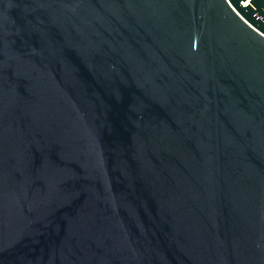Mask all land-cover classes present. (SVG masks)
<instances>
[{"label":"water","instance_id":"1","mask_svg":"<svg viewBox=\"0 0 264 264\" xmlns=\"http://www.w3.org/2000/svg\"><path fill=\"white\" fill-rule=\"evenodd\" d=\"M0 264H264V0H0Z\"/></svg>","mask_w":264,"mask_h":264}]
</instances>
